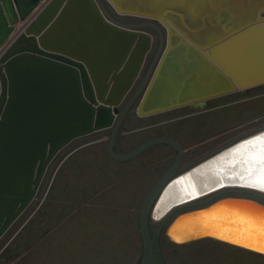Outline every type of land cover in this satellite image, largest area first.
I'll list each match as a JSON object with an SVG mask.
<instances>
[{"label":"water","instance_id":"water-1","mask_svg":"<svg viewBox=\"0 0 264 264\" xmlns=\"http://www.w3.org/2000/svg\"><path fill=\"white\" fill-rule=\"evenodd\" d=\"M107 4L157 22H124ZM262 84L264 0H0V238L35 199L54 157L106 131L109 153L118 160L158 142L177 149L139 211L136 264H167L163 227L176 243L210 237L264 255V191L249 186L200 192L172 205L159 227H151L166 189L225 149L173 179L184 151L174 136L116 150L130 112L148 116L185 105L203 110L212 98ZM240 216L257 223L251 235L238 231ZM181 226L187 239L171 238Z\"/></svg>","mask_w":264,"mask_h":264},{"label":"rangeland","instance_id":"rangeland-1","mask_svg":"<svg viewBox=\"0 0 264 264\" xmlns=\"http://www.w3.org/2000/svg\"><path fill=\"white\" fill-rule=\"evenodd\" d=\"M107 6L120 19L122 15L111 5ZM259 93H264V84L252 87L246 94L229 93L208 101L210 107L218 105L211 111L217 125L213 128L216 131L211 138L203 142L201 139L193 140L198 143L196 146L199 147L200 156H204L202 159L227 148L244 133L243 130L236 131L230 126L235 117L232 116V105L229 102L246 95L257 96ZM258 104H262L259 110H263L264 100L262 102L259 97L239 101L235 108L238 113L242 111L243 119H246L256 112H246L248 109L244 107ZM182 110L184 111L180 108L171 113L142 117L131 128L148 124L154 118L177 115ZM255 122L248 121L242 127L247 130ZM128 131V128L122 131L126 141L124 146L135 145L145 135L144 131L127 133ZM99 133H94L91 138L100 137ZM169 163L170 161L153 157L148 152L136 158L112 163L100 171L92 166L87 167V192L77 189V194L81 198L85 196L86 202H79L76 213L62 221L50 253H39L40 247L35 246L32 250L23 252L19 261L7 260L5 264H136L142 253L138 229L139 211L158 175ZM244 195L255 197L253 194ZM162 219L151 224L153 230L159 227ZM160 244L167 264H264L263 254L209 237L176 243L169 238L164 227L160 233Z\"/></svg>","mask_w":264,"mask_h":264},{"label":"flooded vegetation","instance_id":"flooded-vegetation-1","mask_svg":"<svg viewBox=\"0 0 264 264\" xmlns=\"http://www.w3.org/2000/svg\"><path fill=\"white\" fill-rule=\"evenodd\" d=\"M120 15H122L120 16V20L129 23L157 22L135 15ZM150 31L158 37L157 32L153 28H150ZM248 91L249 89L244 92H237L246 94ZM253 97H259L263 102L264 93H259L257 96L246 95L243 98H236L229 102L232 105V116L235 117L230 126L235 128L236 131L243 130L244 132L234 140V143L264 130V109L259 110L262 104L244 107L248 109L246 112H256L255 115H251L246 119H243L242 111L238 113L237 108H235L239 101L248 100ZM208 103L203 110L185 105L164 111L171 113L175 109H184V111L182 110L177 115L162 117L160 119L154 118L150 123L136 128H131V126L136 125L139 118L136 117L135 112H130L122 131L128 128L129 131L127 133L144 131L143 134L145 135L141 136L135 145L124 146L126 145V141L123 137L124 133L121 132L116 144V150H129L143 141L159 135L174 136L180 142L184 151L179 171L171 178L173 179L204 160V158L202 159L204 156H200L199 154V147L196 146L198 143H195L193 140L201 139L203 142L211 138L212 134L216 131L213 128L217 123L215 115L211 111L214 107L217 108L218 105L210 107ZM251 120H255V124L248 127L247 130L243 129L242 126ZM99 134H101L99 135L100 137L76 140L54 157L46 170L35 199L0 238L1 264H5L7 260L9 262L12 260L19 261V257L22 256L23 252L26 253L35 246L37 248L40 247L39 253L46 251L45 255L49 254L50 247L56 239V231L59 229L62 221L70 217L71 214L74 215L76 213L75 211L78 209L77 205L79 202H86L85 196L81 198L77 194V189L87 192L88 171L86 168L92 166L95 170L100 171L112 163L121 161L109 153L110 132L103 131V133L100 132ZM203 148L204 146H202V150ZM148 152H151L153 157H162L170 161L169 165L164 167L162 173L158 175V180L173 162L177 149L172 144L158 142L138 156ZM80 157L84 158L76 166H73L72 161Z\"/></svg>","mask_w":264,"mask_h":264},{"label":"bare ground","instance_id":"bare-ground-1","mask_svg":"<svg viewBox=\"0 0 264 264\" xmlns=\"http://www.w3.org/2000/svg\"><path fill=\"white\" fill-rule=\"evenodd\" d=\"M261 134H264V132L259 133L257 136ZM234 148H236V146L225 148V150L216 156L198 165L186 177L184 176L182 179H179L170 185L153 211L156 220L163 218L169 208L175 203L188 199L191 196H195L196 194H200V192L207 191L211 188L225 184L224 188L226 186L231 188L241 186L248 187L247 185L257 176L261 165L259 163L246 164L240 153H233L231 151ZM254 150L255 149L249 148V151ZM235 164L243 169L247 168V171L237 173L234 167ZM250 166L254 169L251 174L248 172ZM241 177H243V179H241ZM215 203L219 204L220 202L216 200ZM214 223L215 222H212L211 220L208 222L210 225H215ZM186 229L185 226H181L179 230L173 228L170 232V237L179 241L187 239L186 234L188 232ZM216 231L217 228H215L213 234H215Z\"/></svg>","mask_w":264,"mask_h":264},{"label":"snow or ice","instance_id":"snow-or-ice-1","mask_svg":"<svg viewBox=\"0 0 264 264\" xmlns=\"http://www.w3.org/2000/svg\"><path fill=\"white\" fill-rule=\"evenodd\" d=\"M249 148L255 150L249 151ZM231 151L233 153H240L241 156H243L244 162L246 164L259 163L261 165L257 176L247 186L257 188L260 191H264V134L243 141ZM253 171V167L250 166L248 168L249 174H251ZM241 179H243V177H241ZM236 222L237 221H233V223ZM238 222L241 225V228L238 229L241 235H251L252 230L257 228V223L255 221L244 216H240ZM259 231L261 235L264 236V222L260 223ZM261 250H264V247H262Z\"/></svg>","mask_w":264,"mask_h":264},{"label":"crops","instance_id":"crops-1","mask_svg":"<svg viewBox=\"0 0 264 264\" xmlns=\"http://www.w3.org/2000/svg\"><path fill=\"white\" fill-rule=\"evenodd\" d=\"M160 113H163V112H159V113H155V114H151V115H148V117H151V116H153V115H158V114H160ZM136 117L137 118H142V117H147V116H138L137 114H136ZM157 119H160V118H157ZM84 157H80V158H76V159H74L73 161H72V164H73V166H76L82 159H83Z\"/></svg>","mask_w":264,"mask_h":264},{"label":"built area","instance_id":"built-area-1","mask_svg":"<svg viewBox=\"0 0 264 264\" xmlns=\"http://www.w3.org/2000/svg\"><path fill=\"white\" fill-rule=\"evenodd\" d=\"M124 15V14H123Z\"/></svg>","mask_w":264,"mask_h":264}]
</instances>
